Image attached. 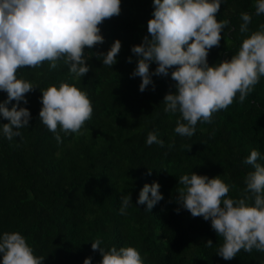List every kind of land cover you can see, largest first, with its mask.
Masks as SVG:
<instances>
[{"label":"trees","instance_id":"16d2710c","mask_svg":"<svg viewBox=\"0 0 264 264\" xmlns=\"http://www.w3.org/2000/svg\"><path fill=\"white\" fill-rule=\"evenodd\" d=\"M255 3L222 0L216 19L229 24L220 46L209 51V66L230 59L245 38L260 30L264 14L256 15ZM153 10L152 0H121L120 15L98 25L104 43L85 49L86 58H91L84 77L70 76L63 62L54 70L44 62L40 68L24 67L16 73L36 89L25 94L27 104L18 105L31 116L29 125L19 129L21 136L9 141L0 130V235L20 233L33 254L44 258L42 264H83L88 257L91 264H100L99 251L91 249L96 239L105 251L134 247L144 264H264V252L255 249L241 250L230 261L219 257L223 239L211 222L192 217L176 202L182 187L178 180L184 174L219 176L229 185L228 198L237 199L247 173L254 171L243 162L253 149L260 152L257 163L264 166V77L243 103L237 94L226 110L213 114L212 123L198 122L192 137L179 136L174 132L179 114L165 113L162 103L175 91L170 75L152 76L154 90L150 85L143 93L140 78L131 76L137 60L131 47L148 35ZM241 13L251 15L246 33L240 32ZM115 40L121 42V50L109 68L92 53H106ZM156 67L150 64L149 71ZM60 83L85 92L93 113L82 135L60 133L58 144L41 123L39 111L40 90ZM6 99L0 92V102ZM16 103L6 107L10 110ZM6 123L0 117V125ZM150 131L164 147L146 145ZM154 182L163 199L146 211L136 200L142 187ZM127 194L132 205L120 215L121 198ZM209 240L211 247L206 246Z\"/></svg>","mask_w":264,"mask_h":264},{"label":"clouds","instance_id":"9594fccd","mask_svg":"<svg viewBox=\"0 0 264 264\" xmlns=\"http://www.w3.org/2000/svg\"><path fill=\"white\" fill-rule=\"evenodd\" d=\"M221 3L222 0H152L148 35L140 45L131 47L137 57L131 76L140 78L141 93L153 85L152 76L170 75L175 82V91L166 94L162 103L165 113L179 114L174 132L181 137H192L198 122L212 123L213 114L226 110L237 94L243 103L264 77V24L242 41L230 59L209 66V51L220 46L222 31L229 24L228 20L216 19ZM120 11L121 0H0V92L7 94V99L0 102V117L9 121L0 125V130L6 139L20 137L19 129L29 125V110L18 105L27 104L25 94L36 89L31 82L17 78L18 69L40 68L47 62L49 70H54L63 62L70 76L84 77L90 70L86 61L91 58H86L85 49L104 43L98 25L119 16ZM255 13L264 14V0H256ZM240 15V32L246 33L251 15ZM120 50L121 42L115 40L106 53L92 55L111 68ZM127 62L131 63V58ZM152 63L157 65L154 72L149 71ZM169 69L173 70L169 73ZM40 92L39 119L57 143H62L60 133L82 135L81 129L93 113L87 94L67 83L51 85ZM12 101L17 103L9 110L6 105ZM145 143L164 147L154 131L147 134ZM258 159H262L260 152L253 149L243 161L254 171L247 173L245 188L237 199L228 198L229 185L219 176L210 179L191 172L178 180L182 187L176 202L192 217L211 222V228L223 239L217 255L226 261L241 250L264 252V166L257 163ZM159 189L158 183L145 184L136 204L146 205V211H150L163 199ZM130 205L127 194L121 198L119 214L126 215ZM101 243L100 239L91 243L92 251H99L102 257L100 264H144L134 247L113 246L105 251ZM206 246L211 247L212 241H207ZM43 260L33 254L20 233L0 235V264H42ZM83 264H91V257Z\"/></svg>","mask_w":264,"mask_h":264}]
</instances>
